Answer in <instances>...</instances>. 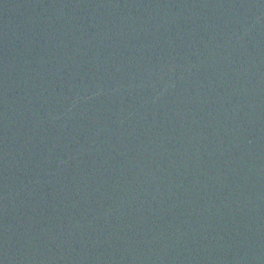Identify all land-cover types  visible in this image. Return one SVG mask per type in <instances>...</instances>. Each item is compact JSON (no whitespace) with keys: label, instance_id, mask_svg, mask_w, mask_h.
Wrapping results in <instances>:
<instances>
[{"label":"water","instance_id":"water-1","mask_svg":"<svg viewBox=\"0 0 264 264\" xmlns=\"http://www.w3.org/2000/svg\"><path fill=\"white\" fill-rule=\"evenodd\" d=\"M0 264H264V0H0Z\"/></svg>","mask_w":264,"mask_h":264}]
</instances>
